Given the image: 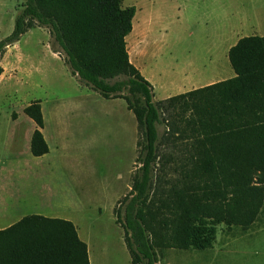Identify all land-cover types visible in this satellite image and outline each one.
Masks as SVG:
<instances>
[{
	"label": "trees",
	"instance_id": "1",
	"mask_svg": "<svg viewBox=\"0 0 264 264\" xmlns=\"http://www.w3.org/2000/svg\"><path fill=\"white\" fill-rule=\"evenodd\" d=\"M136 13L123 0H25L13 32L0 40V60L28 31L45 27L53 51L82 84L127 102L141 167L117 219L132 263L160 264V250L212 248L218 224L248 230L263 211L264 36L242 37L231 47L234 77L156 100L127 46ZM25 113L38 126L32 154L49 153L41 102ZM0 264L90 259L72 221L33 214L0 229Z\"/></svg>",
	"mask_w": 264,
	"mask_h": 264
},
{
	"label": "rangeland",
	"instance_id": "2",
	"mask_svg": "<svg viewBox=\"0 0 264 264\" xmlns=\"http://www.w3.org/2000/svg\"><path fill=\"white\" fill-rule=\"evenodd\" d=\"M24 2L0 0V40L13 32ZM129 6H135L137 13L127 37L128 49L143 75L154 74L157 100L166 96L169 82L180 80L185 69L201 76L202 82L214 75L228 77L227 70H234L226 63L223 40L229 45L264 33V4L257 0H123V7ZM152 18L159 28L144 26ZM226 31L232 34L218 36ZM160 38L164 44L157 49ZM50 49L49 30L35 27L0 60L4 67L0 192L7 191L1 194L5 201L0 203V225L18 221L23 214L44 211L69 216L72 211L80 219V235L89 238L93 264H133L117 210L125 209L124 197L141 167L136 117L124 99L104 98L82 84L63 57H54ZM35 101L41 102L45 121L41 131L50 148L43 156L31 152V137L38 126L25 113ZM159 131L163 133V127ZM8 175L14 180L2 181ZM42 190H54L53 200L40 194ZM22 196L34 202L19 205L16 199ZM42 198L51 199L54 209L41 210ZM229 236L234 238L212 264H264V207L248 230L218 224L219 241ZM210 249H162L160 264H193L198 255L201 263H209L205 258Z\"/></svg>",
	"mask_w": 264,
	"mask_h": 264
},
{
	"label": "crops",
	"instance_id": "3",
	"mask_svg": "<svg viewBox=\"0 0 264 264\" xmlns=\"http://www.w3.org/2000/svg\"><path fill=\"white\" fill-rule=\"evenodd\" d=\"M259 4H264V0H257ZM251 4H253V1L250 2ZM155 19L152 18L151 20H146V22H144V26L149 29V28H159V25L158 24H155ZM134 29V27H133ZM162 31V30H160ZM135 32V30H134ZM134 34V33H132ZM232 34V32H222L220 34H218V36L220 38H227L228 36H230ZM264 36V33H259V34H254V35H250V36ZM242 38V37H241ZM239 40V39H238ZM238 40L234 43H231L228 45V41L226 40H223V45H224V49H223V54L225 56V60L227 61L226 63H229V57H228V54H229V51L231 49L232 46H234ZM16 44V43H15ZM14 44V45H15ZM164 44V41L160 38V40L157 42L156 44V47L157 49H159L162 45ZM128 46V44H127ZM129 50V49H128ZM49 51H51V54L54 56V57H60L58 55V53L54 52L52 49H50ZM130 54V59H131V62L136 65V67H138L141 71V68H140V63H139V60H138V57L139 55H136L134 56V59L138 61L139 64H136L133 62L132 60V55L131 53L129 52ZM224 60V61H225ZM211 63H213V60H211ZM2 65V64H1ZM231 65V64H230ZM225 67H226V64H225ZM4 68V67H3ZM185 68H191V66L189 65H186ZM228 72V77H218V76H210L207 78V80L205 79L204 82H202L201 80V76H197L195 73H191L189 72L187 69L183 70V72H181V76L182 78L180 80H178L177 82H174V83H171L169 82V85L170 87L168 88V91H166V96L163 97V99L161 100H164V99H167L169 97H172L174 95H178V94H181V93H185V92H188L190 90H193V89H197V88H200V87H203V86H206V85H209V84H212V83H215V82H218V81H221V80H225V79H228V78H232L235 76V72H231L230 70H227ZM4 73V71H3ZM2 73V75H3ZM222 72H220L221 74ZM143 74V73H142ZM1 75V76H2ZM0 76V77H1ZM145 76V75H144ZM146 79H148L153 87H154V91L156 90V85H155V76L154 74H151L149 77L145 76ZM171 91H175V93L171 94L170 92ZM157 100V99H156ZM34 133V132H33ZM33 135V134H32ZM44 135V134H43ZM45 137V136H44ZM32 139V137H31ZM46 139V138H45ZM47 141V140H46ZM137 141H138V138H137ZM48 143V142H47ZM49 145V144H48ZM4 180H14V176L13 175H8L7 176V179H2V181ZM3 186V185H2ZM46 192H44L43 190L42 191H39L41 192L40 194H44V195H48L52 200L54 198V195L55 193L54 190H45ZM2 193H7V191H1L0 192V203L4 202V198H3V195H1ZM11 197H15V194H10ZM50 200H45L44 198L41 199V210H46V209H54V206H53V202ZM51 201V205L48 204L47 202ZM16 202L20 205H27L29 203H33L34 201L31 200L28 196H22V198H18L16 199ZM50 205V206H49ZM33 214H36V215H42V216H45V217H49V218H61V219H65V220H70L74 223V225L76 226V229L78 231V234H79V237L87 244L88 246V252H89V259H90V264H93V261L91 259V255H90V244H89V241H88V237H87V234L84 235V237H82L79 233V229H78V222H79V218L78 217H74L72 214L73 212L71 211V213H69V216H65V215H60L59 212H54V213H44V211H42L41 213H32V214H27V215H33ZM25 214L21 215L20 219H22L23 217L27 216ZM63 216V217H62ZM3 219V217H1ZM18 219V221L20 220ZM17 221H14L12 223H9L7 225H0V229H5L7 227H10L11 225H13L14 223H16ZM234 238V237H230L229 238H226V239H223L221 241H219V238L217 237L216 241L213 245V247L209 250V254H206L207 257L205 259L209 260V263H205L204 264H212L214 259L216 260V257L217 255H219V251H222V250H225V247L228 246L230 244V242L232 241L231 239ZM202 256V255H201ZM198 260L197 262H193V264H203L201 263L202 259H200V255H198ZM211 260V261H210Z\"/></svg>",
	"mask_w": 264,
	"mask_h": 264
}]
</instances>
